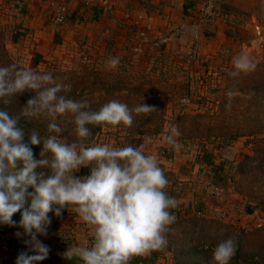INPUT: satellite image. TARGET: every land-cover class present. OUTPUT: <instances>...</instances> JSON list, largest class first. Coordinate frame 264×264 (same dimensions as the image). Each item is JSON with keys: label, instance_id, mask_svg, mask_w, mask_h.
Segmentation results:
<instances>
[{"label": "rangeland", "instance_id": "1", "mask_svg": "<svg viewBox=\"0 0 264 264\" xmlns=\"http://www.w3.org/2000/svg\"><path fill=\"white\" fill-rule=\"evenodd\" d=\"M13 33L10 26L0 25V66L17 63L51 72L71 87L76 84V99L88 100L91 110H99L112 100L127 104L129 109L143 103L154 108L148 113H133L131 126L101 127L86 146L143 145L145 153L157 156L163 165L162 157L173 154L165 137L173 128L178 131L173 139L183 152L192 155L188 167L194 199L175 213V222L165 232L169 254H161L165 262L159 264H196L195 247L214 250L215 241L219 243L224 237L242 239L249 252L264 245V93H255L253 88L264 76V41H259L251 54L247 49L235 54H247L257 67L233 77L230 72L235 56L227 50L216 61L202 62L199 53L197 59L177 64L168 54L147 66L139 56L131 55L120 58L117 68L109 70V59L95 53L96 49L80 46L78 51L75 46L63 47L61 41H54L56 46L34 63L32 48L18 46ZM193 64L198 67L190 70ZM107 87L111 88L109 95ZM229 92L235 95L229 98ZM34 118L49 117L42 114ZM73 119L64 115L56 122H65L62 128L67 130L75 125ZM219 165L226 169L223 176L217 173ZM83 170L76 175L84 176ZM173 173L165 175L169 182L175 180ZM216 187L224 192L218 193ZM219 205L225 207L226 217L216 211ZM18 232L23 229L0 225V251L10 250Z\"/></svg>", "mask_w": 264, "mask_h": 264}, {"label": "clouds", "instance_id": "2", "mask_svg": "<svg viewBox=\"0 0 264 264\" xmlns=\"http://www.w3.org/2000/svg\"><path fill=\"white\" fill-rule=\"evenodd\" d=\"M120 63L119 57L107 61L109 70ZM230 75L239 76L255 69L245 53L232 60ZM70 84L54 77L12 63L0 66V102L34 93L23 105L21 115H47V135L36 130L31 134L20 126V117L0 108V225L17 226L13 216L21 214L18 226L27 236L29 252L18 255L15 264H42L50 248L39 236L47 235L49 213L59 217L67 208L89 229L90 246H73L64 253L68 260L81 264H130L134 256L161 250L166 245L165 232L175 222L170 211L176 201L165 188L168 180L155 155L145 153L144 146L115 147L109 143L86 146L94 127L131 126L133 113H148L154 108L143 103L133 109L117 100L91 110L86 99L66 95ZM235 93L229 92L231 98ZM71 115L77 140L62 139L57 117ZM165 137L174 144L173 128ZM27 137V140L25 139ZM33 146H40L36 159ZM82 168L89 175L77 176ZM31 189V191H30ZM237 250L234 238L221 241L212 252V264H230Z\"/></svg>", "mask_w": 264, "mask_h": 264}, {"label": "crops", "instance_id": "3", "mask_svg": "<svg viewBox=\"0 0 264 264\" xmlns=\"http://www.w3.org/2000/svg\"><path fill=\"white\" fill-rule=\"evenodd\" d=\"M203 2L0 0V25L13 29V41L18 46L32 48L34 63L56 46L54 41H61L65 48L75 46L78 51L80 46L96 49L95 53H102L106 59L139 56L146 66L168 54H172L173 63L190 60L194 41L200 44L202 62L219 60L226 50L232 56L246 49L251 54L258 42L264 41V0H217L210 15L202 12ZM59 13L64 15L62 22L55 20ZM194 67L198 65L193 64L190 70ZM173 140L175 143L169 144L173 154L163 156L160 166L165 175L174 172L175 180L168 181L165 191L175 199V209L180 210L185 202L191 204L194 199L189 187L192 170L188 167L192 155L183 152ZM27 239L17 236L9 251H0V264H15L20 253L29 252ZM38 239L50 248L42 264H81L78 259H66L64 253L69 247L87 246L91 237L85 224L69 211L61 220L52 222L47 235ZM168 251L166 243L161 250L134 256L130 264L165 262L159 256L168 255Z\"/></svg>", "mask_w": 264, "mask_h": 264}, {"label": "trees", "instance_id": "4", "mask_svg": "<svg viewBox=\"0 0 264 264\" xmlns=\"http://www.w3.org/2000/svg\"><path fill=\"white\" fill-rule=\"evenodd\" d=\"M6 65V64H5ZM10 65V64H8ZM6 65V66H8ZM257 65L255 66L256 69ZM260 81H258L257 85H253V88L255 89V93H264V76H262L260 79ZM65 84H68L66 82H64ZM240 85V89L239 91L244 90L243 88H241L242 83L239 82ZM71 87V90L69 92L66 93V95L68 97H73V99L77 100V95H78V88H76V84H73ZM110 89L108 88L106 89V94L109 95L110 94ZM34 95V93H25L23 95H18L16 97L11 98V102L8 105H4L2 102H0V108H4L5 110H7L11 116H19L20 117V126L22 128H24L25 132L28 134H31V132L33 130H36L40 133L41 136H46L47 135V127L48 124L51 123L52 121L50 120V118H47L45 120L42 119H38V118H34V117H24L21 115L22 113V108L23 105L26 104L27 100L30 99L32 96ZM15 107V110L10 112V110H12V108ZM93 111H98L97 109H93ZM56 122V121H55ZM59 122H61V124H59ZM56 122L61 128L66 126V123L59 121ZM75 125H72L71 128L68 127L67 130H63L62 128V132L60 134L62 139H65L67 142L71 143L73 141H76L78 138L76 136V132H75ZM89 128L91 129V135L89 136V138L87 139V141L85 143H89L92 141V139L94 138V136L96 135V133L101 129V127H94L89 125ZM27 140V137L25 138ZM33 150H34V155L36 159H40L41 157L39 156V152H40V146H33ZM264 158V156H263ZM225 165V163H224ZM221 166H223L221 164ZM219 165V167H217V173L220 176H223L222 173L223 171H225L226 169H223V167H221ZM85 170V168H84ZM82 171V175H89V169L88 172L86 171ZM31 191V189H30ZM170 211L172 213H178L179 210L174 209H170ZM69 212V210L67 208H65L62 211V214L57 217L54 212L49 213V216L51 218V223L54 221H58L61 220L67 213ZM20 216V213H17L13 216V220L17 221V226L15 227H19L18 226V222L21 218H18ZM178 216V215H176ZM13 227V226H12ZM228 239L226 237L222 238L221 241ZM215 240H218V238H216ZM219 242V243H220ZM219 243H217V241H215V245L217 246ZM237 243V250L235 255L233 256V258L230 261V264H264V245H260L257 249V252H249V250H247L245 241H243L242 239L239 241H236ZM195 255H197L198 257H196V264H212V252L213 250L211 248H205V247H195Z\"/></svg>", "mask_w": 264, "mask_h": 264}, {"label": "built area", "instance_id": "5", "mask_svg": "<svg viewBox=\"0 0 264 264\" xmlns=\"http://www.w3.org/2000/svg\"><path fill=\"white\" fill-rule=\"evenodd\" d=\"M216 3H217V0H204L203 5H202V9H201L202 12L205 15L206 14L210 15L211 12H213V10L215 9ZM64 19H65L64 15H62L61 13H59L57 15V17L55 18V20L60 21V22L64 21ZM199 49H200L199 42L198 41H194L193 46H192V50H191V53H190L191 54L190 58L197 59V56L199 55ZM216 188H217L218 193L224 192L223 188H221V189H220V187H216ZM216 211L219 212L224 217H226L227 213H226L225 207L223 205L217 206L216 207ZM90 244H91V239H90V241H89L87 246H90Z\"/></svg>", "mask_w": 264, "mask_h": 264}]
</instances>
